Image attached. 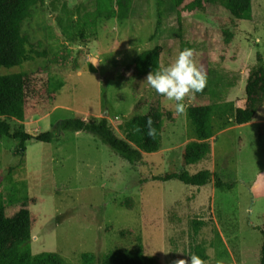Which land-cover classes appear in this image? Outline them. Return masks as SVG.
Masks as SVG:
<instances>
[{
	"label": "rangeland",
	"instance_id": "obj_1",
	"mask_svg": "<svg viewBox=\"0 0 264 264\" xmlns=\"http://www.w3.org/2000/svg\"><path fill=\"white\" fill-rule=\"evenodd\" d=\"M225 1L111 0L116 15H94L97 0H19L21 59L0 71L26 74L30 89L22 119L0 115L12 130L38 133L63 117L106 116L121 134L120 120L152 110L165 121L159 149L143 152L134 165L89 132L28 139L22 155L17 139L0 135V229L20 218L5 206L4 190L7 166L20 160L15 178L26 183L38 264H114L119 252L125 253L119 264H141L142 255L174 264L187 259L179 230L205 220L212 221L205 234H219L222 245L208 249L204 264H259L262 236L254 226L264 228V0H250L240 16ZM184 48L196 50L199 64L222 69L218 99L232 102L231 111L214 119L207 152L192 163L183 159L198 140L188 109L177 114L148 85L147 74L121 73L142 50H156L161 67ZM52 80L62 85L52 90ZM206 101L196 95L191 105ZM237 106L252 111L249 121L235 122ZM202 168L218 171L233 187L143 180ZM0 241L9 246L13 238L5 233Z\"/></svg>",
	"mask_w": 264,
	"mask_h": 264
},
{
	"label": "trees",
	"instance_id": "obj_2",
	"mask_svg": "<svg viewBox=\"0 0 264 264\" xmlns=\"http://www.w3.org/2000/svg\"><path fill=\"white\" fill-rule=\"evenodd\" d=\"M180 1L177 0L178 3ZM249 2L250 0H226L224 6L231 14L240 16L248 7ZM104 13L116 15V9L111 0H97V7L93 14L100 15ZM19 17V0H0V68L15 65L21 59L18 35ZM159 65V53L154 49H145L135 55L131 62L124 65L121 73L137 78L148 74L152 70H157ZM203 67L207 73L208 84L203 93L197 95L207 101L188 107V115L194 125L198 140L189 143L186 147L183 156L185 163L195 162L205 155L208 150L206 140L213 134L214 119L220 118L227 111L232 110L231 101H220L218 99L217 87L222 81V69L208 64H204ZM61 85V80H52L49 84L52 90ZM29 89L30 82L26 74L21 72L2 73L0 71V115L5 114L22 119L25 114L26 94ZM249 95L250 88L248 90ZM251 116L252 111L248 107L237 106L234 109L236 123H245L250 120ZM149 118H151L152 127L156 130L154 138L147 135ZM164 122V114L160 110H152L150 113H137L117 123L121 131V134H118L106 116H101L97 120L67 116L57 120L46 130L31 133L26 130H12L9 121L0 117V135L17 139L22 155V151L26 147L25 142L28 139L51 142L63 131L89 132L105 143L111 151L123 160L130 165H134L142 159L143 152H152L159 149ZM137 128L141 131H137ZM19 166H21L20 160L8 165L4 175L6 181L4 187L6 193L5 206L11 212L19 213L20 218L9 229H0L1 240L5 233L10 234L13 238V242L9 246L4 241H0V264H38L32 255L30 246L32 220L28 205L29 198L25 191L26 183L23 178H15ZM149 179L159 181L179 180L192 185L213 180L214 185L218 188H232L234 185L233 181L224 179L218 171L208 168H202L193 173L181 169L166 175L153 174L144 177L143 180ZM211 222V220H205L192 223L179 230V237L182 239V251L185 257L196 255L204 261L209 257L208 249L215 246L216 241L217 244L222 245L219 234H215V238L212 235L205 234L207 230L211 231ZM254 227L260 231L262 236L259 264H264V228L260 225ZM172 242L176 244L175 239H172ZM124 256V252H119L118 256L113 257L112 262L119 264ZM141 264L157 263L153 255H142Z\"/></svg>",
	"mask_w": 264,
	"mask_h": 264
},
{
	"label": "clouds",
	"instance_id": "obj_3",
	"mask_svg": "<svg viewBox=\"0 0 264 264\" xmlns=\"http://www.w3.org/2000/svg\"><path fill=\"white\" fill-rule=\"evenodd\" d=\"M196 55L194 48H184L178 52L174 60L155 71L148 72L145 78L156 94L172 103L175 111L180 115H186L191 102L197 94L203 93L208 84L207 73L203 65L198 63ZM147 125V135L154 138L156 130L152 127L151 118ZM136 130L141 131L139 128ZM174 264H204V262L199 256L192 255L187 259H178Z\"/></svg>",
	"mask_w": 264,
	"mask_h": 264
}]
</instances>
